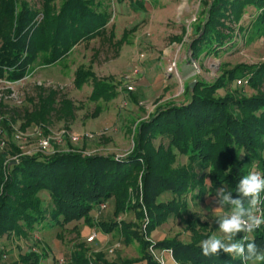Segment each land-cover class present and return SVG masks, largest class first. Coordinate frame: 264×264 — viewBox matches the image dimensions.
<instances>
[{
    "label": "trees",
    "instance_id": "obj_1",
    "mask_svg": "<svg viewBox=\"0 0 264 264\" xmlns=\"http://www.w3.org/2000/svg\"><path fill=\"white\" fill-rule=\"evenodd\" d=\"M199 2V23L189 46L192 60L219 57L235 47L239 37H264V0ZM250 9L247 26L243 21ZM110 18L108 8L96 0H0V80L22 81L42 56L48 65L59 62L79 43L102 35ZM94 79L88 70L75 76L78 87ZM240 79L244 86L237 84ZM219 90H226V95L219 96ZM105 93L96 84L91 96ZM47 100L41 99L40 110L27 113L31 124L47 121ZM139 124L125 158L39 153L7 163V157L20 151L11 143L7 150L0 149V240L29 239L41 229L73 223L76 229L80 222L108 234L114 225L113 230L121 227L125 242H138L141 256L110 261L98 254L92 264H162L153 254L156 249L171 252L175 264H242L223 250L217 256L202 255L200 242L210 234L202 237L194 230L206 223L185 217L188 195L201 200L225 186L236 198L235 186L242 176L252 170L264 174V62L223 71L212 85L199 82L193 92L189 89L186 101L162 107ZM179 157L188 163L175 168ZM167 193L172 199L161 201ZM108 207L121 224L99 219ZM132 212L140 224L128 221ZM172 217L188 222L193 240L175 237L153 243L148 237ZM252 234L249 240L264 248V225ZM86 253L84 248L79 255L72 253L71 264H90ZM40 257L31 251L20 259L23 264H39Z\"/></svg>",
    "mask_w": 264,
    "mask_h": 264
},
{
    "label": "rangeland",
    "instance_id": "obj_2",
    "mask_svg": "<svg viewBox=\"0 0 264 264\" xmlns=\"http://www.w3.org/2000/svg\"><path fill=\"white\" fill-rule=\"evenodd\" d=\"M96 1L103 2L111 13L102 35L79 43L70 55L53 65L39 57L20 82L0 80V149L7 150L11 143L20 151L19 155L7 157V163L22 155L39 153L114 154L125 158L132 151L137 125L149 121L162 107L186 101L192 83H196L195 90L199 82L215 83L223 71L264 62V37L248 41L239 37L235 47L219 57L192 60L189 46L195 34L193 27L199 23V0ZM252 13L250 9L243 24H250ZM79 70L91 71L95 79L78 87L75 76ZM240 80L242 83L237 84L244 86L245 81ZM96 84L106 93L91 96ZM130 86L133 91L128 90ZM218 93L225 96L226 90ZM41 99H48L46 103L51 106L47 121L31 124L27 113L40 110ZM77 136L81 138L79 142L74 140ZM43 139L50 140V149L40 152ZM187 163L185 157H179L174 167ZM191 197L188 195L189 215L185 218L191 221L199 217L206 223L194 230L195 234L222 236L215 223L220 213L213 211L219 206L217 196L207 193L201 200ZM171 199L172 194L167 193L160 200ZM99 217L106 222L122 221L120 217L116 219L111 207L100 212ZM130 220L140 224L134 212L128 216ZM75 224L63 229H41L29 239L5 236L0 246L7 258L0 264H23L21 256L31 251L41 256L39 264H71L70 255H79L81 248L86 250L90 264L98 254L110 261L141 256L138 242H125L121 227L113 230V225L104 234L99 228L85 227L83 222L75 229ZM94 235L95 240L90 242ZM243 235L238 233L236 238L242 239ZM248 236L251 239L253 234ZM175 237L187 243L193 240L188 222L178 217L159 226L148 238L158 243ZM153 254L162 264L168 263L167 258L175 264L169 251L156 249Z\"/></svg>",
    "mask_w": 264,
    "mask_h": 264
},
{
    "label": "clouds",
    "instance_id": "obj_3",
    "mask_svg": "<svg viewBox=\"0 0 264 264\" xmlns=\"http://www.w3.org/2000/svg\"><path fill=\"white\" fill-rule=\"evenodd\" d=\"M215 191L219 206L213 211L220 213L215 223L222 236L212 234L202 240L199 245L202 255L217 256L223 250L242 264H264V248L258 247L248 236L264 225V208L261 207L264 204L261 195L264 193V174L252 170L242 176L235 186L236 198L225 186ZM238 233L244 234L242 239L236 238Z\"/></svg>",
    "mask_w": 264,
    "mask_h": 264
},
{
    "label": "built area",
    "instance_id": "obj_4",
    "mask_svg": "<svg viewBox=\"0 0 264 264\" xmlns=\"http://www.w3.org/2000/svg\"><path fill=\"white\" fill-rule=\"evenodd\" d=\"M240 83V82H239ZM128 90L129 91H133L134 90V88L132 87V86H130L129 88H128ZM87 138H91V136H86ZM80 137H75L74 138V140L75 141H80ZM39 147H40V152H43V151H47L48 149H50V140L49 139H43V140H41V142H40V144H39ZM262 195V198H264V193H262L261 194ZM264 204H261V207L262 208H264V206H263ZM263 227V225H261V227L260 228H258L257 230H259V229H261ZM95 240V235L94 236H91L90 238H89V241L90 242H93ZM6 255L2 252V250H1V246H0V260L1 261H5L6 260Z\"/></svg>",
    "mask_w": 264,
    "mask_h": 264
},
{
    "label": "crops",
    "instance_id": "obj_5",
    "mask_svg": "<svg viewBox=\"0 0 264 264\" xmlns=\"http://www.w3.org/2000/svg\"><path fill=\"white\" fill-rule=\"evenodd\" d=\"M95 218L97 219L98 218V215L97 216H95ZM99 219H100V217H99ZM77 225V223L74 225V227ZM84 225V224H83ZM85 227H87V228H89V229H93L92 227H89V226H85ZM61 258H63V255H61ZM167 261H168V263L170 262V259L169 258H167Z\"/></svg>",
    "mask_w": 264,
    "mask_h": 264
},
{
    "label": "water",
    "instance_id": "obj_6",
    "mask_svg": "<svg viewBox=\"0 0 264 264\" xmlns=\"http://www.w3.org/2000/svg\"><path fill=\"white\" fill-rule=\"evenodd\" d=\"M195 85H196V83H195V82H194V83H192V84L190 85V91H191V92H193Z\"/></svg>",
    "mask_w": 264,
    "mask_h": 264
}]
</instances>
